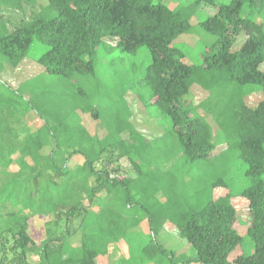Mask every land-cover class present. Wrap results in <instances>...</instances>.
<instances>
[{
    "label": "trees",
    "instance_id": "1",
    "mask_svg": "<svg viewBox=\"0 0 264 264\" xmlns=\"http://www.w3.org/2000/svg\"><path fill=\"white\" fill-rule=\"evenodd\" d=\"M35 3L0 0V11ZM202 6L218 9L198 22L213 41L200 63L187 64L174 43L192 32L191 19ZM256 15L263 18L264 0H193L173 9L155 0H47L14 31L0 18V264H29L30 255L39 264H98L135 237L139 258L117 264H264V18L256 22ZM243 33L247 40L233 51ZM35 44L48 48L36 61L43 73L70 85L96 76L101 50L136 55L145 49L150 63L131 88L142 86L148 98L138 99L146 110L154 106L169 121L172 150L164 162L172 168L156 166V142L135 129L130 110L115 112L113 125L93 136L73 113L71 98L83 97L79 88L58 96L34 87V77L18 90L3 82L5 70L19 72ZM193 86L209 94L199 105L188 98ZM254 93L263 100L252 108L245 99ZM80 109L100 119L94 105ZM221 144L246 165L252 182L239 195L249 205L254 252L233 262L230 255L244 241L235 230L234 194L205 200L202 180L192 173ZM116 154L136 178L112 177L118 169L103 162ZM210 186L227 183L218 178ZM40 218L65 228L37 243L30 226ZM167 225L187 241L193 257L179 260L161 246L157 235Z\"/></svg>",
    "mask_w": 264,
    "mask_h": 264
},
{
    "label": "rangeland",
    "instance_id": "2",
    "mask_svg": "<svg viewBox=\"0 0 264 264\" xmlns=\"http://www.w3.org/2000/svg\"><path fill=\"white\" fill-rule=\"evenodd\" d=\"M160 1L165 5H168L171 9L176 8L180 4H186L193 0H155ZM216 2L229 3L230 0H216ZM47 4V0H36L34 5L25 4L22 10L15 9H2L0 11V18L5 19L8 22L11 31L23 26L32 20L34 13L40 11V6ZM201 11L197 16L191 19L192 32L181 36L175 43V47L185 53L187 58L185 63L198 64L200 63L203 54L209 44L213 41V38L203 32L199 26V20H204L207 16L215 15L218 12L216 7L202 6ZM244 17H251L248 13L242 14ZM256 22H263V18L256 15L252 17ZM247 40L246 34H242L237 44L234 46L233 51H239ZM111 46H115V41H109ZM48 48L40 44H35L30 52L29 57L22 65L21 70L18 72H12L8 69L1 75L3 82L12 85L13 89H19L25 81L30 78L33 79L31 84L39 89L52 90L58 96H61L63 92L73 93L74 90H82V96H77L76 99L71 101L76 107L73 111L75 116L81 119V125H83L91 133L95 135L109 129V126L113 125V115L117 111L130 110L131 118L130 122L135 129L143 135L149 141H155L154 151L156 157V166H159L162 172H166L171 169V164H166L164 159L167 153L172 150V137L167 132V128L170 123L167 119L163 118L156 110V108L149 107L147 110L143 106V103L138 99V95H144V98H148V92L142 88V86L135 84V87L131 88V84L137 79L141 78L145 68L150 63V56L145 49H142L136 55H130L120 52L118 49H114L111 52L101 50L99 56V63L97 66V74L93 78H78L73 81V85L69 82H61L59 78H53L43 73L42 67L37 64V59L42 56ZM264 71V64L261 67ZM31 79V80H32ZM85 95L88 97L84 98ZM209 94L197 86H193L188 96L195 105H199L202 101L207 99ZM73 97V96H72ZM263 100L261 93H254L245 99L248 106L255 108ZM80 102V104H78ZM94 105L101 112L100 119L98 121L93 120L89 115L81 113L80 107L84 105ZM124 118V117H123ZM214 128V133L217 132V127L211 122ZM100 135V134H99ZM102 135V134H101ZM127 135V133H126ZM216 138V137H215ZM159 144H158V143ZM177 160L176 158L173 161ZM110 170L117 168L118 172H111L112 177L120 176L128 179L136 178V173L133 167L130 165L127 159L118 158V154L111 156L108 155L103 162ZM171 167V168H170ZM189 169L186 167L183 172ZM246 165L235 160L232 151H228L227 145L221 144L213 152L212 156L207 162H203L199 167H194L192 173H196L199 179L202 180V194L205 200L212 198L217 199L224 197L229 193L234 194L232 196V204L237 211V220L235 223V230L243 237L244 241L241 247L235 250L229 257V260L233 262L240 255H251L254 252L253 245L247 237L248 228L251 225V218L249 212V205L247 200L239 195V192L244 190L252 182L245 176ZM181 173L177 172L175 176L178 177ZM223 178L227 183V188L218 187L213 189L210 184L218 179ZM180 179V178H179ZM212 188V189H211ZM96 209V208H94ZM99 211L98 209H96ZM95 210V211H96ZM45 219H35L30 226V234L33 239L39 243L42 240L50 237H57L63 232L64 224L59 227L52 221L48 222ZM79 224L78 219L74 220L72 229L76 230ZM63 229V230H62ZM48 233V234H47ZM78 237V236H77ZM79 241L80 237L77 238ZM139 237H135L131 245L122 244L114 255L106 256L98 260V264H117L122 259V262L132 261L135 262L139 258L138 250L140 245L138 242ZM157 240L161 246L168 251L175 252L179 260L181 258H191L194 256V252L187 243V241L180 238L176 228L171 225L165 226L163 230L157 235ZM29 264H39L38 257L30 255ZM151 264L145 262L144 264ZM152 264H172V262L165 260L155 262Z\"/></svg>",
    "mask_w": 264,
    "mask_h": 264
}]
</instances>
